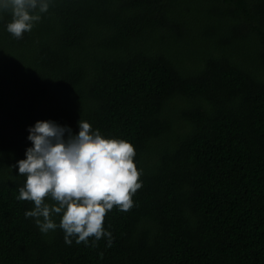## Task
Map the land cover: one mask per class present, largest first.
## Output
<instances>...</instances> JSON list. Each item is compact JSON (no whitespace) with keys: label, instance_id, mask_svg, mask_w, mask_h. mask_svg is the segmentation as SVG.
Wrapping results in <instances>:
<instances>
[{"label":"trees","instance_id":"obj_1","mask_svg":"<svg viewBox=\"0 0 264 264\" xmlns=\"http://www.w3.org/2000/svg\"><path fill=\"white\" fill-rule=\"evenodd\" d=\"M30 14L16 38L0 0V264H264V0H38ZM80 120L135 149L141 187L105 215L110 246L66 244L62 214L42 233L18 199L28 129L78 135Z\"/></svg>","mask_w":264,"mask_h":264},{"label":"clouds","instance_id":"obj_2","mask_svg":"<svg viewBox=\"0 0 264 264\" xmlns=\"http://www.w3.org/2000/svg\"><path fill=\"white\" fill-rule=\"evenodd\" d=\"M9 5L13 21L7 30L20 38L40 19L30 14L38 0H3L4 7ZM47 9V3H39L40 12ZM78 123V135L54 121H37L28 129L33 146L26 150V159L17 162L19 174L26 177L18 199L34 202V209L25 216L34 218L42 233L57 227L52 215L62 214L59 226L66 244L77 237V244L87 245L94 236L93 246L102 237H108L110 246L111 234L103 228L105 215L114 206L128 211L132 195L141 187L133 161L135 149L129 142L103 138L88 122ZM46 197L56 204H46Z\"/></svg>","mask_w":264,"mask_h":264}]
</instances>
